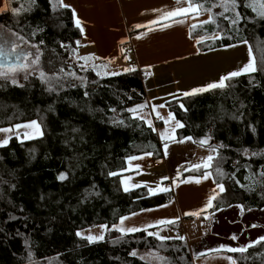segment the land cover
I'll list each match as a JSON object with an SVG mask.
<instances>
[{"label": "trees", "instance_id": "16d2710c", "mask_svg": "<svg viewBox=\"0 0 264 264\" xmlns=\"http://www.w3.org/2000/svg\"><path fill=\"white\" fill-rule=\"evenodd\" d=\"M193 2L209 7L215 0ZM21 6L31 10L0 13V26L39 46L44 71L72 70L86 82L80 87L74 80L77 86L69 87L66 81L71 78H65L63 88L50 92L36 75L23 79V87L0 79V128L35 120L43 130L38 139L12 138L0 148V264H193L186 240L160 241L146 232L122 235L109 230L102 241L89 243L76 235L100 224L111 229L120 216L169 202V192L149 195L146 187L125 192L120 184L128 156L152 152L154 159H162V146L157 133L127 111L146 101L141 72L98 76L91 67L81 69L84 63L73 49L77 53L83 34L72 10L61 7L60 0H35L32 5L29 0H11V7ZM241 10L255 16L251 9ZM217 23L224 29L223 38L208 48L247 40L257 71L226 81L224 89L184 97L166 107L184 125L177 130V140L191 136L199 141L207 135L210 144L227 145L219 149L224 157L220 167L248 184L245 176L264 164V155L244 157L237 149L264 152V21L230 26L217 18ZM214 32L220 29L209 23L193 35ZM245 163L252 168L246 170ZM203 171L190 170L183 177L201 176ZM60 173H67V179L59 180ZM222 182L226 191L216 198L211 213L241 204L245 212L264 209L261 185L248 191L228 176ZM132 250L136 257L129 255ZM150 252L166 260L140 258ZM232 256L236 264H264V241Z\"/></svg>", "mask_w": 264, "mask_h": 264}, {"label": "crops", "instance_id": "0c3cea01", "mask_svg": "<svg viewBox=\"0 0 264 264\" xmlns=\"http://www.w3.org/2000/svg\"><path fill=\"white\" fill-rule=\"evenodd\" d=\"M3 3L4 0H0V6ZM63 3L70 5L72 11L75 10V20L79 19L83 28V38L79 43L76 55L81 57L94 55L96 59L88 61L87 67L93 68L92 65L94 64L97 66L96 68L101 70L100 73L102 71L103 73L115 70V72L124 71L125 68H129V61H131V67L144 75L145 102L150 106L159 104L166 106L169 102L188 97L183 96L182 93L218 81L221 76L241 68L242 62L238 58L239 55L234 56L233 54L239 52L237 46L243 43L232 44L235 45L234 47L208 48L215 40H205L199 44L195 42L193 45L192 39H189V37L198 39L201 36L199 34L193 35V31L209 24L201 25L199 23L200 20H204L205 15H208L207 13L198 17H193L190 14L187 18L178 16L169 20H160L155 25L150 23L152 20H157L162 12L173 10L177 6H186V0H180L179 5H177V0H63ZM154 9L159 11H153ZM193 19L198 20L195 28L191 27ZM174 20L183 22L174 23ZM137 24L142 25V27L136 28L135 25ZM163 24L170 26L162 28L161 25ZM149 29L152 30L149 31ZM186 43L190 46L189 50L184 49ZM122 48L124 49L123 52L121 51ZM247 49V55H249V45ZM235 50L236 53H234ZM132 55H134V59H131ZM125 57H129L131 60ZM252 58L254 59L253 54ZM81 61L85 63L84 60ZM103 73L101 75L106 76ZM147 109L151 108L146 107L143 113L146 114V118L152 119L146 112ZM152 121L153 125L158 128L160 122L155 121V119ZM157 134L163 153L162 143L164 141L161 140L159 133ZM12 138H17V136L11 134L10 139ZM17 139L24 141L23 137ZM203 147L208 148L207 145ZM136 157L139 159L131 162L126 161V169L121 178L137 173L141 168V166L138 169L134 167L136 164L140 165L142 161V156ZM130 163L135 168L134 171L131 170L132 168L130 169ZM184 173L178 179L182 182L188 181L197 189L184 195L182 203L179 202L174 193H171L168 203L146 209L148 211L136 212L138 215L131 216L129 220H126L125 226L142 228L147 224H155L157 220H175L176 217H179L174 224L166 226L177 225L185 228L190 223L199 222L205 214L208 218L212 217L213 214L210 212L212 208L207 209L206 213H201L200 216L185 215V213L203 209L215 185L211 178L201 180L200 183H196L195 180L189 181V177L199 176L183 177ZM122 188L124 189L123 186ZM185 219L190 220L185 221ZM159 226L164 225H156L149 228L148 231ZM214 242V239L209 241L203 239L194 248L187 241L193 264H231L227 257L233 258L232 252L213 251L218 248L214 247ZM226 243L221 245H226ZM199 253H204V255H196Z\"/></svg>", "mask_w": 264, "mask_h": 264}, {"label": "snow or ice", "instance_id": "6c2138e0", "mask_svg": "<svg viewBox=\"0 0 264 264\" xmlns=\"http://www.w3.org/2000/svg\"><path fill=\"white\" fill-rule=\"evenodd\" d=\"M30 5L35 4V0H29ZM206 2V0H205ZM180 4V0H177V5ZM60 6L63 8H70L71 6L68 4H64L63 0H60ZM243 9H251L252 13H255V16H248L245 15L244 12H242L241 8ZM213 8H219L220 11L213 12ZM11 11L13 14L20 13L22 10L30 11L31 7L28 9H24L23 6L20 8H13L11 7V0H4V3L2 6H0V13H4L6 11ZM153 11H159L154 9ZM203 13H207V19L199 21L201 25L206 23H212L215 24L218 29H220V32H214L212 35H201L198 37L196 42L199 44L202 41L205 40H219L222 39V33L224 32V29L221 28V25L217 23V18H222L224 21H227L230 26H238L240 25L241 21H244L245 23L248 22H257V21H264V0H215L214 3L211 4L209 7H205L204 3H194L193 0H186V6H177L173 10L162 12V14L158 17L157 20L150 21L151 24H157L160 20H169L174 17H185L187 18L190 14L193 17H198L202 15ZM73 17L75 18L76 13L75 10L72 11ZM174 23H182L183 21L180 20H174ZM76 27L80 28V31L83 32V28L81 27V22L79 19L75 20ZM169 24H163L161 25L162 28L169 27ZM3 26H0L2 28ZM136 28L142 27V25H135ZM192 28H195L196 25L193 24L191 26ZM152 29H149L151 31ZM240 29L239 27H236V31L238 32ZM191 32V29H190ZM140 38V37H137ZM40 43L42 44L43 41L41 40ZM123 43V41H122ZM242 43L247 44V40H243ZM77 44H79V41H77ZM29 42L25 40L24 36L20 35L18 32L12 31L11 29H7L4 31H0V58H3L5 60V63H0V79L4 80L5 82H9L13 85H18L20 87H23V85L19 84V81L17 79V75L21 72L24 73L23 79L27 80L30 75H36L38 76L39 80L46 84L48 86V91H57L58 88H63L65 83V78H71L67 79V84L69 87H76L77 85L73 82L74 80L80 81V87H85L86 77H79L77 76L75 71L69 70L67 72L64 71L63 68H60L59 71H53L51 73H48L44 71L40 64L41 60V50L37 44H31V48L35 49V52L29 50ZM61 47H65V45L61 44ZM235 45H224V47H234ZM121 51L123 52L124 49L122 48ZM73 55L76 56L77 60H84L85 63L79 65L81 69L87 68V62L93 59H96L94 55H89L85 57H81L79 55H76L75 49H73ZM126 59H130L129 57H125ZM92 67L95 69L97 66L92 65ZM125 72H132L135 71L134 68L129 67L124 69ZM257 71V65L252 58V52H251V46H249V60L246 64L243 65V67L239 68L236 71H231L227 73L226 75H223L219 78L218 81L210 82L202 87L193 88L190 91L183 92V96H191L196 95L198 93H203L206 91H210L213 89H224L228 87V84H226V81H230L234 77L241 76L242 74L247 73H253ZM98 76L101 75L99 71L96 73ZM103 75H118V73L115 72H107L105 71ZM84 95L87 96L88 92L85 91ZM181 109L184 108L183 104L179 105ZM146 107L151 108V112L155 113V117L157 120H162L165 125H168L170 121L175 122V127L171 130V133L160 132L159 136L161 140L166 141L164 143V149H165V155L167 154V148H168V142L176 141V137L174 135L176 128H182L184 125L179 121L175 119L174 114L169 111L167 119H165L159 111H157L158 108H164L165 104H159V105H149L147 102L141 103V104H135L133 107L128 108L127 111L130 112L133 116V118H138L141 121H144V123L147 124V126L152 130L156 131V128L153 125V121L150 118H146V114L143 113V110ZM112 111H115L113 109ZM186 111V109H185ZM238 118V117H237ZM114 123H123V121H113ZM24 129V132L22 133L24 139H31L34 136L37 135H43V133L40 130L39 124L35 120L30 121L27 124H15L12 127H3L0 128V132L6 133V134H15L17 137H20L21 133L16 132L17 129ZM253 133L255 132V128H252ZM11 137L6 135L5 138L0 139V147L5 146L9 143V139ZM212 139L211 136H205L202 137L199 141H193L196 143H199L201 146L207 145L209 148V155L201 161V163L193 164L191 165L192 169L199 170L201 168L204 169L203 173L199 177H189V181L195 180L196 183H200L201 180H208L212 179V183L215 185L214 189L212 190V193L208 196L207 202L204 205L203 209L197 210L196 212L192 213H185V215H192V216H200L201 213H206V210L209 208L214 207V201L216 200L217 196H219L221 193H224L226 191L225 184L222 182L225 176H228L229 179H232L234 183L239 185L241 188H245L248 191H254L256 186L259 184L262 188H264V164H261L259 168L255 171H249L248 175L245 176V179L249 181L248 184H241L240 180L236 179L235 172L233 173H226L223 171V169L220 167V165L223 163L224 157L220 156L219 149L226 148L227 145L224 144H209V141ZM183 140H189L192 141L193 138L191 136L184 137ZM183 140L179 142H183ZM237 151L243 155L244 157H254L258 155H264V152H256L252 151L249 152L247 148L243 149H237ZM145 156H152V152H146L144 153ZM219 158V159H218ZM139 159L136 156H128L127 160L129 162ZM216 161V167L213 169V161ZM235 163H239L238 161ZM129 167H133L131 163L129 164ZM243 167L246 170H250L252 168V165L249 163H245ZM135 168H140L139 164L135 165ZM212 169V170H210ZM213 171L215 175H213ZM109 176H115L117 175L116 172H109ZM179 175V172H178ZM58 179L63 181L67 179V173H60L58 176ZM162 179H168V177H163ZM121 183L124 185V191H129L131 188L140 187L139 184H131L129 185L126 180H121ZM146 186V185H145ZM148 194L152 195L156 192H167L169 191L168 188H162L159 185L157 187L147 188ZM98 195V193H97ZM231 206V205H229ZM241 209V213H243L244 205H237ZM219 210V209H217ZM141 211H148L146 209H141ZM138 213L131 212L129 216H120L119 217V223L112 224L111 229H109V225L107 224H100L98 227L102 230L101 234L96 235H87L83 236L82 238L86 239L89 243L93 241L103 240L104 239V232L109 230H116L120 232L122 235L125 234H131L136 232H146L148 236L155 237L157 240L165 241L170 239H179V240H185L186 238L184 236H177V237H171V236H163L160 235V233L148 231L149 228L155 227L156 225H168V224H174L175 220H178L179 217H176L175 220H166L161 219L157 220L155 224H147L141 227L136 226H125V221L129 220L131 216H136ZM205 219H208V216L204 215ZM257 225L253 224L251 227H256ZM77 236H82L81 232L76 233ZM233 240H235L237 237L235 234L231 237ZM262 241H264V235L257 237L256 240L250 241L247 245L240 246V247H230L227 245H220L217 249L213 251H227L232 253H245L248 248L254 247L255 245L260 244ZM130 256L136 257L138 255L136 250H132L129 253ZM146 256L153 255L158 260H166L165 257H161L158 254L155 253H146ZM196 255H204V253H199ZM142 260L145 259V256L140 257ZM228 260L231 261V264H236V261L231 257H227Z\"/></svg>", "mask_w": 264, "mask_h": 264}, {"label": "rangeland", "instance_id": "374dc122", "mask_svg": "<svg viewBox=\"0 0 264 264\" xmlns=\"http://www.w3.org/2000/svg\"><path fill=\"white\" fill-rule=\"evenodd\" d=\"M207 19V15H205L204 20ZM197 19H193L191 21L192 24H196ZM201 21V20H200ZM6 30L4 27L0 28V31ZM189 39L193 41V45L196 42L197 39H193L192 37H189ZM154 40V39H153ZM31 44L27 47H29V50L35 52V49L30 47ZM189 44L186 43L184 49L189 50ZM248 44H240L237 46V50L239 51L236 53V50L233 54L236 56L239 55L238 58L241 60V67H243L244 64H246L249 60V55H247V49ZM133 57V58H132ZM131 59H134V55H132ZM130 59V60H131ZM227 62H230L227 60ZM99 65V64H97ZM103 65V64H102ZM129 67H131V61H129ZM101 66V64H100ZM104 66V65H103ZM95 70V69H94ZM95 71H101L98 68H96ZM116 71V70H115ZM113 71V72H115ZM103 73V71L101 72ZM115 73L123 74L126 73L123 70H119ZM24 73L21 72L17 75V79L19 81V84L22 83ZM107 76H114V75H107ZM157 111L161 113V115L167 119L169 109L165 106L164 108H158ZM146 112L152 117V119H155V121H159L160 125L158 128L154 125V127L157 129L156 133L165 132L171 133V130L175 127V122L170 121L168 125H165L162 120H157L155 117V113L151 112V109H147ZM176 119V118H175ZM30 122V121H29ZM29 122L21 123V124H27ZM37 122V121H36ZM37 124H39L37 122ZM41 127V125L39 124ZM179 128L175 129L174 135L176 137V141L168 142V148H167V154L165 155V149H164V141L162 143L163 145V158L162 159H154L152 156H142V161L140 163L141 168L138 170L137 173L130 174L127 176H124L120 179L121 187L124 185L121 183V180H126V182L131 184H139L140 187H152L155 188L157 185H159L162 188H168L169 193H174L179 199V202L182 203L184 199V195L188 194V192L193 191L194 189H197L192 185L191 183L182 182L178 179L182 173L185 171L188 172L190 170H194L191 168V165L201 163L203 159H205L210 153L209 148L203 147L195 142L189 141V140H177V130ZM40 130L43 133L42 127ZM16 132L21 133L20 137H23L22 133L24 132V129H17ZM11 134H6L0 132V139L5 138L6 135L11 137ZM158 135V134H157ZM13 136H17L13 134ZM43 135H37L34 136L31 139H24V141L34 140L42 137ZM19 138V137H17ZM159 139V138H158ZM183 140V142H179ZM11 139L9 140L10 143ZM8 143V144H9ZM210 143V141H209ZM7 144V145H8ZM5 145V146H7ZM2 146V147H5ZM1 148V147H0ZM150 162L156 163L157 166H150ZM135 167V166H134ZM134 167H130L132 171L135 170ZM134 168V169H133ZM137 169V168H136ZM179 172V175H178ZM163 177H168V179H162ZM146 185V186H145ZM131 188V189H137ZM123 189V188H122ZM164 193V192H156L154 193ZM166 193V192H165ZM213 216L208 219H201L197 223H190L185 228L178 227L177 225H171V226H159L158 228H154L150 231L152 232H159L160 235L163 236H171V237H177V236H184L186 241H189V243L195 248L197 247L198 243L201 240L207 239L208 241L210 239H214V247H219L222 243L230 247H240L247 245L250 241L256 240L257 237L264 235V209L263 210H253L250 212H245L243 210V213H241V209L237 207V205L230 206L226 209H221L219 211L213 212ZM190 219H185V221H188ZM190 222V221H189ZM257 225L256 227H251V225ZM101 229L96 226L93 228H87L82 231H79L82 233V236H87L89 234L91 235H100ZM108 231L104 232V238ZM236 235V239L233 240L231 237L232 235ZM175 239V238H174ZM102 240L93 241L91 243L100 242ZM146 253H143L142 256H145V259H148L152 262L158 263L159 260L156 259L153 255H145Z\"/></svg>", "mask_w": 264, "mask_h": 264}, {"label": "water", "instance_id": "95a60500", "mask_svg": "<svg viewBox=\"0 0 264 264\" xmlns=\"http://www.w3.org/2000/svg\"><path fill=\"white\" fill-rule=\"evenodd\" d=\"M0 63H5V60L3 58H0Z\"/></svg>", "mask_w": 264, "mask_h": 264}, {"label": "built area", "instance_id": "2783aa9c", "mask_svg": "<svg viewBox=\"0 0 264 264\" xmlns=\"http://www.w3.org/2000/svg\"><path fill=\"white\" fill-rule=\"evenodd\" d=\"M150 166H156V164L153 162H150Z\"/></svg>", "mask_w": 264, "mask_h": 264}]
</instances>
